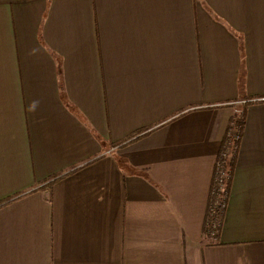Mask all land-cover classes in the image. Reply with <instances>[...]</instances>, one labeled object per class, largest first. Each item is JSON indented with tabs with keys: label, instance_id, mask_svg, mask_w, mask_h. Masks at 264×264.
<instances>
[{
	"label": "crops",
	"instance_id": "0c3cea01",
	"mask_svg": "<svg viewBox=\"0 0 264 264\" xmlns=\"http://www.w3.org/2000/svg\"><path fill=\"white\" fill-rule=\"evenodd\" d=\"M194 255L264 264V0H0V264Z\"/></svg>",
	"mask_w": 264,
	"mask_h": 264
},
{
	"label": "trees",
	"instance_id": "16d2710c",
	"mask_svg": "<svg viewBox=\"0 0 264 264\" xmlns=\"http://www.w3.org/2000/svg\"><path fill=\"white\" fill-rule=\"evenodd\" d=\"M237 123L236 126H233V130L232 126L230 124L229 126V130H230V134L227 135L226 134V140L228 139L230 141V143H228V147L226 148V152H225V148L223 149L221 147L222 153L219 156V158H223L220 159L221 162L223 163V167H224V172H225V176L222 178V183L219 184V182L213 181V188H215V194L210 196V203L214 204L216 203V218L215 221H218L217 226L215 227V231H216V235L218 233V231L220 230L221 227V218H222V213L225 209V206L221 208V203L224 202V204H226L227 198L229 196L230 193V184H231V177H232V172L233 169L235 167V163H236V159H237V155H238V150H239V144H240V137L242 136V132H243V128H244V123H245V112L243 111V113L241 115H238L237 117ZM233 120V119H232ZM231 120V122H232ZM235 127H239L240 128V137L235 140L233 138V132L235 131ZM229 132V131H228ZM218 173V170L215 171L214 177L216 176V174ZM220 174V172L218 173ZM55 181V179L51 180V182ZM210 230L212 229V225L211 222L209 224ZM209 230V231H210ZM208 231V229H206V232ZM215 238V237H214Z\"/></svg>",
	"mask_w": 264,
	"mask_h": 264
},
{
	"label": "built area",
	"instance_id": "2783aa9c",
	"mask_svg": "<svg viewBox=\"0 0 264 264\" xmlns=\"http://www.w3.org/2000/svg\"><path fill=\"white\" fill-rule=\"evenodd\" d=\"M236 123H237V118L234 117L232 122H231V126H232V129L233 130V126H236ZM240 137V130H239V127H236L235 131L233 132V138L235 140H237L238 138ZM218 170V173L220 172V174H216V176L214 177V181L216 182H219V184L222 183V178L225 176V172H224V167H223V163L221 161H218L217 163V169ZM215 188H213L212 192L215 193ZM225 204L224 202L221 203V208L224 207ZM211 214H212V229L210 230L212 233H216L215 231V227L217 226L218 224V221H215V218H216V208L215 207H211Z\"/></svg>",
	"mask_w": 264,
	"mask_h": 264
},
{
	"label": "rangeland",
	"instance_id": "374dc122",
	"mask_svg": "<svg viewBox=\"0 0 264 264\" xmlns=\"http://www.w3.org/2000/svg\"><path fill=\"white\" fill-rule=\"evenodd\" d=\"M190 264H202L201 263V258L198 257L197 255L193 257V259L191 260Z\"/></svg>",
	"mask_w": 264,
	"mask_h": 264
}]
</instances>
